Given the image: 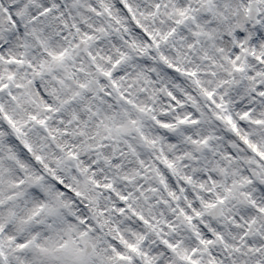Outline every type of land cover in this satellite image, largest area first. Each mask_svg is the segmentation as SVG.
<instances>
[{
    "label": "snow or ice",
    "instance_id": "6c2138e0",
    "mask_svg": "<svg viewBox=\"0 0 264 264\" xmlns=\"http://www.w3.org/2000/svg\"><path fill=\"white\" fill-rule=\"evenodd\" d=\"M80 8L127 19L139 100L90 50L105 30L67 23ZM45 17L76 36L57 50L29 31ZM81 48L112 91L78 79ZM118 56L113 70L132 59ZM208 120L227 128L226 150ZM145 173L172 215L136 211ZM110 215L135 218V242ZM0 264H264V0H0Z\"/></svg>",
    "mask_w": 264,
    "mask_h": 264
},
{
    "label": "clouds",
    "instance_id": "9594fccd",
    "mask_svg": "<svg viewBox=\"0 0 264 264\" xmlns=\"http://www.w3.org/2000/svg\"><path fill=\"white\" fill-rule=\"evenodd\" d=\"M88 2L89 0H85V3ZM91 2H95V0H91ZM117 15V10L113 8V16L115 17ZM81 16H83L85 19L82 20ZM119 18L121 20V23L117 25L114 19L110 20L107 16L96 17L93 14L88 13L86 8H80L73 13L72 18H70L67 23L69 25H71L72 23H76L77 25H83L84 28L88 29L89 31H93L94 29L98 28H103L105 30L104 32H94L96 40L92 42L90 50L93 54L97 56V63H99L101 68L106 71L112 70L114 71V73L123 72L127 79H125L124 81H120L119 77L117 76L118 82L121 83L122 88H124L126 91H129L136 99L139 100L142 95H146L140 92L141 85L134 84L133 82L134 73L139 70L136 66V61L140 59V57H138L132 49L126 46L124 42V35L127 34L123 33V29L128 26V21L123 16H120ZM63 23V20L57 22L55 19H51L49 17H45L43 19L38 18L35 25H29V31H31V29L34 27L36 29V35L39 36L40 39L44 40L46 43L50 41L55 42L56 48L57 50H59L60 45L65 42V33H67V42L69 43L72 41L73 37L76 36V33L74 31L70 32L69 29L62 27ZM26 40L29 45L27 51L29 52V54H35L32 58L34 60L37 58L43 59L44 57L42 55V50L40 49V46L37 43L36 39L33 36H28ZM23 42L24 41H21V43ZM118 50L128 54L132 57V59L129 60L127 63L122 64L119 68L113 70L111 68V63H109L108 58L111 57L113 62L118 59ZM153 63H155V61H153ZM81 66L84 68V72L76 73L78 79L82 81H96L97 83L93 84L94 91L97 87H103L106 91H112L109 82L105 81L104 78L99 75L95 66H93L88 61L83 48H81V50L77 53V60L73 67L75 69ZM144 71L146 75H156L155 72H151L147 68H145ZM28 75L31 76V73H29ZM56 75L62 77L63 73L57 72ZM100 81H103V83H99ZM44 83L47 85V87L51 88L54 82L51 80V78H47ZM153 87H155V85H153ZM184 87L185 90H187L188 88H191V84L189 83ZM57 88L59 98L63 99L71 94V89H74V85L69 82V85L67 87L60 88L59 86H57ZM192 92H196V90L193 88ZM91 95L92 93H89V97H91ZM163 95V93L160 94V96ZM101 97L105 99V104L101 107L106 108L109 102L108 98L105 97L104 93H101ZM50 99L52 100L53 105L55 106L58 102L57 97L52 96L50 97ZM111 102L113 103V105L116 104L115 96L111 98ZM140 102H143V100H140ZM200 103L203 104V100H201ZM204 106L206 107V105ZM71 110V106H67L64 111V115L68 116ZM161 110H166V105L163 100L158 99V113ZM202 128L212 132L213 134L222 133L221 142L219 144L221 150H226V145H230L231 142L225 138L227 135H230L225 126L220 125L219 127H217L215 122H213L212 120H208L207 123L202 125ZM93 131L94 129H92L90 126V134ZM155 156L156 154L153 153L151 156L146 157V161L149 166H153L157 163ZM145 175L147 176V179L143 180L142 184L143 186H145V195L148 196V201L146 202L143 196L137 197L134 203L136 211L142 213L143 215L149 218H151V216L153 215L159 217L161 213H164L166 216L172 215V213L169 212L166 208H162L158 204L159 199L164 195L163 193H147V187H158V185L154 174L145 173ZM109 218L113 221V226L115 228H119L120 233H122L129 240L135 242V236L133 235V233L136 232V228L134 226L136 225L137 221L135 220V218L131 217L130 215H126L123 218H117V216L110 215ZM143 234L146 237L145 243L149 246H153L155 244V240L152 238L151 231L147 228H144Z\"/></svg>",
    "mask_w": 264,
    "mask_h": 264
}]
</instances>
